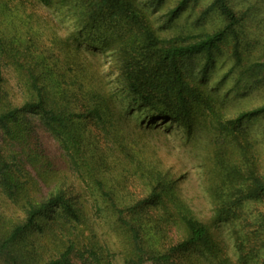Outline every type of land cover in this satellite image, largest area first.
Wrapping results in <instances>:
<instances>
[{"label":"trees","instance_id":"obj_1","mask_svg":"<svg viewBox=\"0 0 264 264\" xmlns=\"http://www.w3.org/2000/svg\"><path fill=\"white\" fill-rule=\"evenodd\" d=\"M223 47L233 87L264 84V0H0V264H264V102L211 89ZM137 108L182 130L208 221Z\"/></svg>","mask_w":264,"mask_h":264},{"label":"rangeland","instance_id":"obj_2","mask_svg":"<svg viewBox=\"0 0 264 264\" xmlns=\"http://www.w3.org/2000/svg\"><path fill=\"white\" fill-rule=\"evenodd\" d=\"M148 2V0H144ZM147 7L151 9L150 4L146 3ZM170 5L165 4L163 8H168ZM198 8V6H196ZM195 7V9H197ZM192 6L188 8L187 12H190V9ZM185 12V14L182 16L181 19H179V22L183 24L186 20H189L188 13ZM163 14V11L157 12V16H161ZM59 17L62 20V24L68 28V29H74V22L71 15H68L67 13L65 15L59 13ZM188 18V19H187ZM186 19V20H185ZM158 20H161V18L158 17ZM85 48L93 49V47H89L88 45H83ZM223 55L220 56L217 59V62L214 65H211L208 67V75H209V86L211 89L219 94L221 98H223L226 101V106L230 113L234 114L238 112L239 110L249 108L255 105H258L262 102H264V84L260 87L244 90L241 89L238 91L237 87H233L236 77L237 70L229 72V70L233 66V62L231 59L228 58L226 55L225 47L222 48ZM102 57V56H101ZM103 63L105 64V70L108 71L110 74V78L113 80L116 78V71H112L108 68V66L111 64L110 57H102ZM206 62V56L205 55H197L195 57H192L190 59L184 60L185 66L188 68L190 67L193 71V73L198 74L201 72V70L204 67V64ZM229 72L228 76L223 77L225 73ZM243 84V82H242ZM126 94H123L120 92V96L123 97ZM127 99H124V102H126ZM127 114L133 118L136 122L144 123L146 125L156 126L157 128L165 130L170 136L171 144L174 145L173 149H166L165 152L167 153L168 150H171V153H174L175 155H169V159L172 162H176L178 164V167L186 166V169L188 170V179L183 184V190L185 195L188 197L189 202L193 206L195 212L197 215L208 221L210 215L212 214V205L211 201L209 200V197L207 196L205 190L203 189L201 185V175L198 171V168L194 165L193 161L191 159L186 158L187 152L183 146V143L181 142L183 137V132L179 128V126L171 119L163 120L160 118H156L154 116L149 115V112L143 108H137L134 110H128ZM253 133L256 134L257 139L259 141V145L262 148V159L264 160V119L256 120L253 124H251ZM225 238L228 240V242H231V226L229 224H223L221 227Z\"/></svg>","mask_w":264,"mask_h":264}]
</instances>
